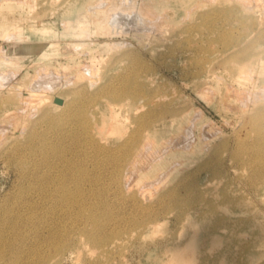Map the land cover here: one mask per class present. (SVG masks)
<instances>
[{
    "label": "rangeland",
    "instance_id": "1",
    "mask_svg": "<svg viewBox=\"0 0 264 264\" xmlns=\"http://www.w3.org/2000/svg\"><path fill=\"white\" fill-rule=\"evenodd\" d=\"M0 264H264V0H0Z\"/></svg>",
    "mask_w": 264,
    "mask_h": 264
},
{
    "label": "bare ground",
    "instance_id": "2",
    "mask_svg": "<svg viewBox=\"0 0 264 264\" xmlns=\"http://www.w3.org/2000/svg\"><path fill=\"white\" fill-rule=\"evenodd\" d=\"M87 131V134L89 135V137H91L92 138V136L90 135V133H89V130L87 129L86 130ZM91 138H90V140H91ZM92 142H95L93 139L91 140ZM98 143V142H97ZM127 144V143H126ZM51 190H53V189H51ZM54 191V190H53ZM52 192V191H51ZM48 193V192H47ZM53 193V192H52ZM50 194V193H49ZM51 200V199H50ZM51 203V202H50Z\"/></svg>",
    "mask_w": 264,
    "mask_h": 264
}]
</instances>
